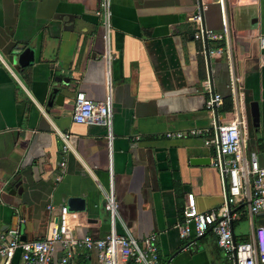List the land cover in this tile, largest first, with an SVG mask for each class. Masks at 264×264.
<instances>
[{
    "label": "crops",
    "instance_id": "1",
    "mask_svg": "<svg viewBox=\"0 0 264 264\" xmlns=\"http://www.w3.org/2000/svg\"><path fill=\"white\" fill-rule=\"evenodd\" d=\"M200 2L201 12L196 0H110L106 45L94 15L98 0H0V233L16 229L21 241L49 236L57 208L76 196L84 200L83 210L69 211L76 238H101L111 227L135 239L154 232L162 263H227L210 230L182 238L177 229L187 194L198 212L223 201L222 181L211 165L214 147L200 137L167 139L163 133L206 126L211 91L220 96L217 121L232 120L231 99L230 109L221 110L222 99L230 98L226 60L210 53L214 43L207 41V69L193 37L199 25L227 29L240 131L264 161V0H223L225 23L217 0ZM17 47L30 55L23 67L10 54ZM79 91L92 101L110 100L109 128L71 120ZM250 101L259 105L256 128ZM55 130L68 133L66 151ZM109 191L113 218L103 208ZM235 208L234 237L246 239V205ZM240 220L246 231L236 230ZM18 254L16 249L9 264ZM63 254L55 244L47 264H65ZM70 260L103 264L95 249L78 248Z\"/></svg>",
    "mask_w": 264,
    "mask_h": 264
},
{
    "label": "built area",
    "instance_id": "2",
    "mask_svg": "<svg viewBox=\"0 0 264 264\" xmlns=\"http://www.w3.org/2000/svg\"><path fill=\"white\" fill-rule=\"evenodd\" d=\"M98 8L94 15L98 18L103 31L104 42L108 43L111 32L110 0H98ZM220 19L226 22L223 0H217ZM227 29L215 31L202 26L196 28L193 37L200 41L204 51L203 38L214 43L210 53L223 55L229 73L228 88L232 102L233 118L229 122L219 123L216 115V105L220 96L211 93L205 102V110L210 115L209 123L202 127L184 130H166L163 136L167 139H181L183 137H200L205 146L214 147L215 155L211 165L215 167L223 185V201L206 211L198 212L195 208L192 194L186 195V203L182 209L181 220L177 224L180 237H187L193 233L195 237L202 236L210 230L214 235L215 245L223 254L227 264H264V162L258 163L259 152L248 149L246 139L240 128L243 119L237 113V92L234 76L230 64V50L228 47ZM259 44H264L260 37ZM208 51V49H207ZM108 64L110 54L108 50L103 54ZM239 114V115H238ZM71 120L74 123L86 125H100L109 128L111 123L110 100L92 101L84 92H76L72 99ZM61 140V150L68 149V133L56 131ZM137 138V136H135ZM63 162L60 163V166ZM244 202L250 222L251 234L246 239H236L233 234V222L237 221L238 213L235 208ZM51 208V205L48 206ZM104 210L111 217L115 216L116 203L111 191L104 194ZM70 212L65 205L57 208V226L49 236L30 241H21L16 229H6L0 233V257L2 264H9L14 251L18 249L16 264H47L50 261L53 247L59 244L63 249L62 263L76 264L70 258L78 248L95 249L98 259L103 264H129L130 260L140 264H171L160 262L157 254L156 234L150 232L140 239L129 234H117L113 227L101 238L85 235L76 238L70 229ZM252 217L262 219L253 221Z\"/></svg>",
    "mask_w": 264,
    "mask_h": 264
},
{
    "label": "water",
    "instance_id": "3",
    "mask_svg": "<svg viewBox=\"0 0 264 264\" xmlns=\"http://www.w3.org/2000/svg\"><path fill=\"white\" fill-rule=\"evenodd\" d=\"M198 10L201 12V2L200 0H196ZM202 28H204L202 26ZM203 45H204V54H205V64L206 68L208 69V51H207V41L203 38ZM10 54L12 56V60L16 62L19 66L23 67L27 65L30 62V55L28 52L27 48H22V47H17L14 50L10 51ZM211 93H213L211 91ZM60 95L57 96V98ZM248 114H249V119L250 123L253 128H256L259 126V120H260V110H259V105L258 102L256 101H250L248 103ZM258 163L260 165L263 164V154L259 153L257 156ZM66 208L68 211H81L84 208V200L81 197H76V196H70L66 199ZM198 238V237H196ZM195 238V239H196ZM195 239L185 243L182 245L178 251L182 250L183 248L187 247L189 243L193 242Z\"/></svg>",
    "mask_w": 264,
    "mask_h": 264
},
{
    "label": "rangeland",
    "instance_id": "4",
    "mask_svg": "<svg viewBox=\"0 0 264 264\" xmlns=\"http://www.w3.org/2000/svg\"><path fill=\"white\" fill-rule=\"evenodd\" d=\"M260 121H261V120H260ZM258 220H259V222L262 221L261 218H259ZM236 230L246 231V230H247V222H246L245 220H240V221L238 222V225H237V227H236ZM222 255H223V254H222ZM223 258H224V257H223ZM225 264H227V263H225Z\"/></svg>",
    "mask_w": 264,
    "mask_h": 264
},
{
    "label": "trees",
    "instance_id": "5",
    "mask_svg": "<svg viewBox=\"0 0 264 264\" xmlns=\"http://www.w3.org/2000/svg\"><path fill=\"white\" fill-rule=\"evenodd\" d=\"M230 106H231V103H230L229 97L222 99L221 110H229Z\"/></svg>",
    "mask_w": 264,
    "mask_h": 264
}]
</instances>
